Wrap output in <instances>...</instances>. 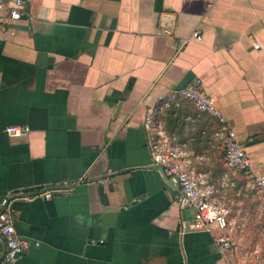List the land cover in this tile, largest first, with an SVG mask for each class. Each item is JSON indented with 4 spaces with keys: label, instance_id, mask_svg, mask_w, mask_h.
Here are the masks:
<instances>
[{
    "label": "crops",
    "instance_id": "0c3cea01",
    "mask_svg": "<svg viewBox=\"0 0 264 264\" xmlns=\"http://www.w3.org/2000/svg\"><path fill=\"white\" fill-rule=\"evenodd\" d=\"M26 1L21 20L0 14V200L23 193L11 211L29 244L14 264H264L263 213L237 205L264 193L240 172L219 185L229 172L214 117L162 104L197 80L264 178V0ZM150 107L219 189L235 250L221 251L217 230L181 231L195 210L153 162ZM252 215L261 239L247 250Z\"/></svg>",
    "mask_w": 264,
    "mask_h": 264
},
{
    "label": "built area",
    "instance_id": "2783aa9c",
    "mask_svg": "<svg viewBox=\"0 0 264 264\" xmlns=\"http://www.w3.org/2000/svg\"><path fill=\"white\" fill-rule=\"evenodd\" d=\"M27 5L26 0H0V14L7 11V17L11 20H21L25 16ZM2 19L0 15V21ZM196 37L200 38L199 35ZM257 47L255 46V48ZM175 98L192 102L199 112L217 120L219 130L216 136L222 143L224 164L229 172L223 175V178L218 182L219 185L223 188L229 185L233 186L234 182L230 174L240 172L245 175L254 189L264 193V178L254 174L251 158L238 140L230 120L219 110L216 103L202 92L199 82L194 80L188 87L164 98L162 104L169 105L170 101ZM155 113L156 108L150 107L144 120V129L147 132H156V138L152 144L153 162L179 187L181 192L179 202L191 206L195 210L193 222L190 225L183 223L181 231L206 230L212 232L217 230L219 234L216 236V242L221 251L235 250L236 242L232 235L230 222L231 213L229 208L221 202L218 196L219 189L215 183L209 180L207 174L189 166L190 161L186 159L183 152L173 147L170 137L161 127L160 120L157 119ZM25 132L26 129L17 126L7 128V133L12 137L23 136ZM70 189L71 184H58L42 192V196L51 199ZM21 195L23 193L20 192L0 200V260L6 264H14L29 248L28 242L16 231L11 211L12 202L20 198Z\"/></svg>",
    "mask_w": 264,
    "mask_h": 264
},
{
    "label": "rangeland",
    "instance_id": "374dc122",
    "mask_svg": "<svg viewBox=\"0 0 264 264\" xmlns=\"http://www.w3.org/2000/svg\"><path fill=\"white\" fill-rule=\"evenodd\" d=\"M237 205L243 208L242 210H248V211L251 210V212L260 210L263 213L261 215V220L264 221V203L263 201L259 200L257 197L250 195L249 198L247 197L240 198L239 200H237ZM250 218L251 219L247 221L248 223L251 222L253 230L252 231L249 229L245 230L244 227L242 226H241V230H239V232L241 233L242 240L248 244L250 243L252 244V247L250 246H249L250 248L247 247V250L251 248L253 249L257 245V243H260V239H261V230H258V226H257L259 219L255 217L254 215H252V217ZM237 222L239 224L242 221L240 222V220L238 221L237 219ZM245 228H247V226ZM255 249H257V246L253 250Z\"/></svg>",
    "mask_w": 264,
    "mask_h": 264
}]
</instances>
